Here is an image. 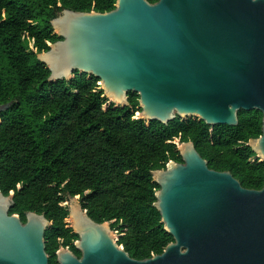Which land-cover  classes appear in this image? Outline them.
<instances>
[{"label":"water","instance_id":"obj_1","mask_svg":"<svg viewBox=\"0 0 264 264\" xmlns=\"http://www.w3.org/2000/svg\"><path fill=\"white\" fill-rule=\"evenodd\" d=\"M62 40L38 54L50 82L74 74L100 80L116 108L139 96L138 119L179 118L208 126L239 124L240 111L262 113V136L248 146L264 162V0H117L108 13L64 10L52 21ZM11 104L0 106V114ZM138 115V114H137ZM182 163L152 172L155 207L172 235L161 255L132 259L71 198L69 216L81 257L68 248L59 264H264V186L249 190L229 172L210 170L192 142ZM14 193L0 192V264H49L44 214L10 215Z\"/></svg>","mask_w":264,"mask_h":264},{"label":"trees","instance_id":"obj_2","mask_svg":"<svg viewBox=\"0 0 264 264\" xmlns=\"http://www.w3.org/2000/svg\"><path fill=\"white\" fill-rule=\"evenodd\" d=\"M116 2L0 0V106L11 104L0 114V192L14 193L10 215L23 223L30 212L52 223L45 232L49 264H59L61 248L81 257L63 206L75 197L94 222L111 223L132 259L161 255L174 243L155 207L152 172L182 163L176 141L192 142L210 170L231 173L245 189L264 186V162L248 146L262 136L259 111H240L236 127L179 118L147 124L137 118L136 94L116 108L97 78L76 72L69 81H49L38 54L62 40L52 21L64 10L108 13Z\"/></svg>","mask_w":264,"mask_h":264},{"label":"rangeland","instance_id":"obj_3","mask_svg":"<svg viewBox=\"0 0 264 264\" xmlns=\"http://www.w3.org/2000/svg\"><path fill=\"white\" fill-rule=\"evenodd\" d=\"M31 49H32V45H31ZM99 84H100V83H99ZM110 101H111V100L109 99V103H111ZM105 108H106V107H105ZM138 116H140V113H138L137 117H138ZM187 119H188V118H182V120H187ZM175 143H176L177 145L180 144L178 141H176ZM77 201H79V200L77 199ZM79 204H80V203H79ZM63 206H64V207H67L68 210L70 211L69 203H68V202H67V203H64ZM66 223L68 224L69 227L72 228V221H71L70 216H69L68 219L66 220ZM112 236H113V238H114L115 241H118V239H119V237H120L121 235L118 234L117 231H113V232H112Z\"/></svg>","mask_w":264,"mask_h":264},{"label":"flooded vegetation","instance_id":"obj_4","mask_svg":"<svg viewBox=\"0 0 264 264\" xmlns=\"http://www.w3.org/2000/svg\"><path fill=\"white\" fill-rule=\"evenodd\" d=\"M179 142V141H178ZM259 159V158H258ZM260 160V159H259ZM259 162H261V160L259 161ZM79 200V203H80V198L78 199ZM80 205H81V203H80Z\"/></svg>","mask_w":264,"mask_h":264}]
</instances>
